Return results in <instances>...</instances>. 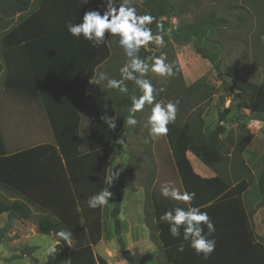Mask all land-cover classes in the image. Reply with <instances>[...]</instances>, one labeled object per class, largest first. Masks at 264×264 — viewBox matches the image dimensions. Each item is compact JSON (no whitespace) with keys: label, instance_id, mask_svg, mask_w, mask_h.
Masks as SVG:
<instances>
[{"label":"trees","instance_id":"16d2710c","mask_svg":"<svg viewBox=\"0 0 264 264\" xmlns=\"http://www.w3.org/2000/svg\"><path fill=\"white\" fill-rule=\"evenodd\" d=\"M138 1L143 12L154 17L149 25L154 34L163 35L166 44L192 43L197 54L231 80V90L240 101V108H249L264 123V83L246 78L236 65H225L222 70L221 59L212 51L220 49L219 44L213 42L215 29L226 25L227 20L212 12L196 23L175 24L170 21L175 17L170 0ZM100 4L101 0H88V3L71 0L69 5L67 2L64 5L62 0H37L35 4L33 0H0L3 87L39 101L54 138V144L9 154L0 127V215L6 214L11 220H28L32 209L38 212L39 232L54 235L57 240L56 251H47L43 264H108L93 249L103 237L105 218L114 220L117 241L122 251L126 250L119 217L121 199L115 195L117 201L109 214L106 206L93 209L87 200L108 188L106 177L112 171L110 161L124 151L126 134L132 127L127 124L131 97L142 92L132 81H126L127 94L107 88L106 81H102L104 88L97 90L98 73L121 78L120 68L126 62L123 50L108 33L104 43L94 45L82 35L77 38L67 30L68 22L81 23L90 8L102 13L103 8H97ZM12 20L15 24L10 25ZM156 22L163 24V32ZM4 25L6 27H2ZM109 41L116 44L114 63ZM147 46L141 48L139 55L150 61L152 52L146 50ZM88 92L93 94L87 95ZM178 96L180 103L186 98L187 105L193 103L194 107L209 106L213 101L212 91L204 79L189 87L182 84ZM90 103L93 105L91 116L86 119L85 108ZM227 113L219 110V119L213 128L206 127L200 113L184 123L175 120L168 125L165 138L182 189L195 192L191 206L199 207L211 218L215 232L209 238L216 240V246L207 259L203 254L198 255L187 242L185 250L179 252L183 227L181 238H173L168 224L162 222L160 216L175 206L186 205L148 192L151 211L145 210L146 222L151 230L150 238L158 246L165 264H264V236L256 233L255 210H251L243 197L255 176L248 165L242 159L239 161L234 180L219 172L204 178L195 172L188 158V153H192L213 170L223 164L226 159L223 137L231 143L234 141L222 124ZM243 131L245 137L240 138L236 147L240 155L253 140L246 124ZM255 187L260 195L257 207H264V165ZM5 194L10 199L5 198ZM62 230L72 233L71 245L56 235ZM204 231L207 232L206 226Z\"/></svg>","mask_w":264,"mask_h":264},{"label":"rangeland","instance_id":"374dc122","mask_svg":"<svg viewBox=\"0 0 264 264\" xmlns=\"http://www.w3.org/2000/svg\"><path fill=\"white\" fill-rule=\"evenodd\" d=\"M70 1L62 0V3L66 5L67 2L69 5ZM170 1L175 15L170 21L175 24L196 23L198 19L212 12L216 13L217 17L227 20L226 25L215 29L213 36V42H217L220 46V49L212 50L214 53L217 52L221 59L220 68L223 70L225 65H236L246 78L257 83H264V0ZM33 2L35 4L37 0ZM132 5L136 7L138 14H145L138 0H132ZM14 21H10V25L15 24ZM115 45L109 41L113 63L117 60L116 58L114 60ZM146 50L152 52V57L165 53L167 62L173 65L172 76L161 77L151 71L147 74V78L151 80L155 88L162 89L156 96L157 102L166 104L169 101L179 100L181 85L189 87L200 79H204L205 84L212 91L213 101L209 106L200 104L194 107L193 103L188 106L186 103L188 99L184 98L186 101L178 105L177 121L184 123L192 117L196 118L200 113L205 119L206 127L213 128L218 122L219 110L228 111L226 121L222 124L231 132L234 141L231 143L223 137L226 154L223 164L217 170H213L205 166L192 153H188L189 159L195 172L204 178L219 172L231 176L232 180L242 159L255 175L252 174L253 184L243 197L248 204H251V210L257 211L260 195L255 186L258 173L264 165V123L259 120L260 117L252 113L249 108H240V101L235 98L231 90V80L223 73H219L209 60L197 54L192 43L171 42L164 43L162 46L150 43ZM125 59L127 61L128 58L125 56ZM95 86L97 90L104 88L102 82ZM3 90L6 89L3 87L1 75L0 124L8 153L23 151L39 144L53 143V135L46 117L44 119L40 103L10 92L4 93ZM151 107L152 105L146 104L145 108L137 113L138 124L130 127L126 134L124 151L110 161L111 170L113 173L118 172L119 175L108 186L112 196L109 204L106 205V211L109 214L113 210L117 194L118 199H121L119 217L122 222L123 236L127 239L132 235L135 241V245L130 250L134 264H162L163 262L157 245L150 238L151 230L146 222L145 210L148 208V212L151 211L148 192L161 195L160 186L164 182H171L183 191L165 136L153 138L150 135L147 120ZM245 124L249 132L253 134V140L240 155L236 153V147L240 138L245 137L246 133L243 131ZM234 185H237L235 181ZM4 196L9 198L6 194ZM38 216L36 210L32 211L28 220H11L6 214L0 215V264H43L48 249L55 245V238L54 235L39 232ZM105 227L106 243L100 242L96 249L106 256V248H114V244H109L108 237H110L116 239V250L121 252L114 220L107 219ZM123 260L125 261L118 253L111 260V264H120V262L124 264Z\"/></svg>","mask_w":264,"mask_h":264},{"label":"clouds","instance_id":"9594fccd","mask_svg":"<svg viewBox=\"0 0 264 264\" xmlns=\"http://www.w3.org/2000/svg\"><path fill=\"white\" fill-rule=\"evenodd\" d=\"M85 3H88V0H85ZM97 8H103V12L89 10L84 13L81 23L68 22V32L77 38L82 35L85 40L93 42L94 45L104 43L105 34L108 33L109 37L117 39L119 47L128 59L120 68V79L112 78L107 73L101 72L95 84L99 85L102 81H106L107 88L127 94L129 88L126 81H132L142 94L131 97L132 104L129 108L127 124L137 125L136 113L142 111L146 104L152 105L147 120L150 135L153 138L166 136L169 132L168 125L176 120L180 101H169L166 104L157 102L156 96L162 89H156L151 80L147 78V74L151 71L161 77L172 76L174 74L173 65L167 62L165 53L152 57L150 61L139 55L141 48L150 43L158 46L164 44L163 35L159 32L154 34L152 28L149 27L154 22V17L150 14H138L136 7L132 5V0H101ZM156 26L160 32L164 31L162 23L156 22ZM118 175V172L113 173L112 171L106 177V184L111 185ZM160 194L164 198L180 201L186 205V207L175 206L160 216V220L168 224L169 233L173 238H181V227H183L182 242L177 250L183 252L185 242H187L188 246L198 255L203 254L207 259L216 246V240L209 238L215 232V226L207 212L199 207L191 206L196 193L181 191L171 182H164L160 186ZM111 196L112 193L105 187L96 195L88 198L87 204L93 209L104 207L109 204ZM204 226L207 227V232L204 231ZM56 235L71 245V232L62 230ZM48 251L54 253L56 249L53 246Z\"/></svg>","mask_w":264,"mask_h":264},{"label":"crops","instance_id":"0c3cea01","mask_svg":"<svg viewBox=\"0 0 264 264\" xmlns=\"http://www.w3.org/2000/svg\"><path fill=\"white\" fill-rule=\"evenodd\" d=\"M92 82H94V80H92ZM96 87V86H95ZM100 90H102V88L100 89ZM3 92L4 93H9V91H6V90H3ZM11 93V92H10ZM12 94H14V93H12ZM93 94V92H88L87 93V95H92ZM15 95H17V94H15ZM19 96V95H18ZM19 97H21V98H24V99H27V100H30V101H33V100H31V99H28V98H25V97H22V96H19ZM97 99V101L96 102H98V98H96ZM34 102H36V101H34ZM37 102H39V101H37ZM40 103V102H39ZM40 106H41V109H42V112H43V116H44V119H45V117H46V114H45V112H44V109H43V107H42V105H41V103H40ZM88 106H90V107H88ZM88 106H86L87 108H85L86 110H85V118L86 119H88L90 116H91V109H92V104L90 103ZM46 119H47V117H46ZM87 121V120H86ZM47 122H48V119H47ZM48 125H49V127H50V124H49V122H48ZM86 125H87V123L85 124V127H86ZM0 127H1V124H0ZM50 130H51V127H50ZM51 132H52V130H51ZM38 133H40V129H38ZM52 135H53V133H52ZM54 139V138H53ZM46 144H54V142L52 143V142H50V143H44V144H39V145H36V146H41V145H46ZM36 146H33V147H30V148H28V149H31V148H34V147H36ZM27 150V149H26ZM23 151H25V150H23ZM19 152H22V151H19ZM17 153V152H16ZM12 154H14V153H12ZM188 158H189V155H188ZM190 160V159H189ZM191 161V160H190ZM193 166V165H192ZM211 177H213V176H206L205 178H211ZM59 192H60V190H59ZM8 199H10V198H8ZM249 205H251V204H249ZM256 208V210H257V207H255ZM32 211H34L33 209H32ZM121 214V213H120ZM107 219H110V218H105L104 219V228H105V231H104V233H103V237H102V239H101V241H99V243L100 242H102V241H104L105 242V237H106V227H105V224H106V220ZM253 220H254V225H255V231H256V233L259 235V236H264V207H261V208H258V210L257 211H255V213H254V217H253ZM121 236H122V238H123V241H124V243H125V246H126V249H128V250H131V247L132 246H134L135 245V241H134V239H133V236L131 235V237L129 236V238H127L126 239V237H124L123 236V230H122V234H121ZM55 238V237H54ZM109 239H110V242H109V244H114V248H112V247H107L106 248V251H105V255L106 256H104V253L103 254H101V252L99 251V250H97L96 249V246L99 244V243H97L95 246H93V249H94V252H95V254L97 255V256H99V257H102V258H104L107 262H108V264H111V260L112 259H114L116 256H117V254L118 253H120L121 254V252H118V250H116L117 248H116V243H115V241H116V239H112V238H110V237H108ZM130 239H131V241H130ZM112 240V241H111ZM139 242V241H138ZM57 243V240L55 239V244ZM106 243V242H105ZM158 247V246H157ZM159 250V249H158ZM98 253H99V255H98ZM157 253V252H156ZM160 255V254H159ZM161 256V255H160ZM162 258V257H161ZM162 264H165V262H164V260L162 259ZM123 262H124V264L126 263V261H124L123 260ZM120 264H122L121 262H120Z\"/></svg>","mask_w":264,"mask_h":264},{"label":"water","instance_id":"95a60500","mask_svg":"<svg viewBox=\"0 0 264 264\" xmlns=\"http://www.w3.org/2000/svg\"><path fill=\"white\" fill-rule=\"evenodd\" d=\"M121 255L128 264H134V259L132 257L130 250L126 249L122 251Z\"/></svg>","mask_w":264,"mask_h":264}]
</instances>
